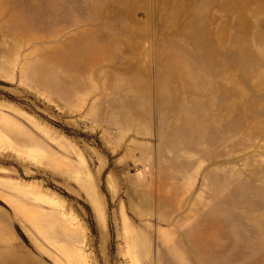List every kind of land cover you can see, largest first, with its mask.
<instances>
[{"label":"rangeland","instance_id":"obj_1","mask_svg":"<svg viewBox=\"0 0 264 264\" xmlns=\"http://www.w3.org/2000/svg\"><path fill=\"white\" fill-rule=\"evenodd\" d=\"M0 264H264V0H0Z\"/></svg>","mask_w":264,"mask_h":264}]
</instances>
